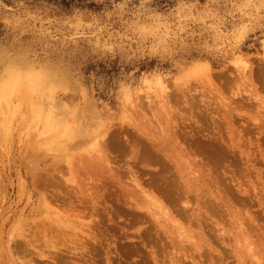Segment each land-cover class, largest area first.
Masks as SVG:
<instances>
[{
	"label": "rangeland",
	"instance_id": "rangeland-1",
	"mask_svg": "<svg viewBox=\"0 0 264 264\" xmlns=\"http://www.w3.org/2000/svg\"><path fill=\"white\" fill-rule=\"evenodd\" d=\"M0 264H264V0H0Z\"/></svg>",
	"mask_w": 264,
	"mask_h": 264
},
{
	"label": "bare ground",
	"instance_id": "bare-ground-1",
	"mask_svg": "<svg viewBox=\"0 0 264 264\" xmlns=\"http://www.w3.org/2000/svg\"><path fill=\"white\" fill-rule=\"evenodd\" d=\"M13 82V81H12ZM16 87V85H12V87H11V91H12V89H14Z\"/></svg>",
	"mask_w": 264,
	"mask_h": 264
},
{
	"label": "clouds",
	"instance_id": "clouds-1",
	"mask_svg": "<svg viewBox=\"0 0 264 264\" xmlns=\"http://www.w3.org/2000/svg\"><path fill=\"white\" fill-rule=\"evenodd\" d=\"M37 71H45V70L37 69Z\"/></svg>",
	"mask_w": 264,
	"mask_h": 264
}]
</instances>
